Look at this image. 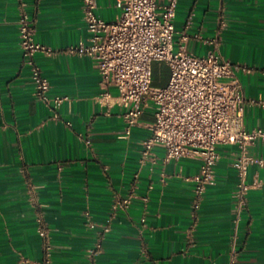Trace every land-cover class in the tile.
Wrapping results in <instances>:
<instances>
[{"label": "crops", "instance_id": "crops-1", "mask_svg": "<svg viewBox=\"0 0 264 264\" xmlns=\"http://www.w3.org/2000/svg\"><path fill=\"white\" fill-rule=\"evenodd\" d=\"M95 1L105 20L121 12L118 0ZM25 2L36 39L58 49L37 60L50 96L62 101L48 104L34 94L20 47V1L0 0V264H43L46 258L51 264H264V164L249 166L248 202L238 214L233 161L240 149L219 145L215 181L194 215L189 178L200 160L165 162L160 148L155 161L142 160L153 108L126 134L117 89L104 94L90 56L61 50L90 35L82 0ZM175 24L176 41L187 33L190 52L216 49L234 64L255 68L237 70L247 100L244 123L264 127V0H179ZM250 154L264 161V140ZM132 192L129 207L114 208L117 196ZM40 216L47 239L39 233ZM105 226L102 248L93 253Z\"/></svg>", "mask_w": 264, "mask_h": 264}, {"label": "built area", "instance_id": "built-area-1", "mask_svg": "<svg viewBox=\"0 0 264 264\" xmlns=\"http://www.w3.org/2000/svg\"><path fill=\"white\" fill-rule=\"evenodd\" d=\"M20 1V47L24 62L30 66L34 94L46 103H59L60 96H50V83L37 60L38 54L52 57L58 49L36 39L34 21L26 11L25 0ZM83 17L90 33L61 50L90 56L101 76L104 94L115 87L124 107L125 132L141 125V117L148 107L154 110L155 121L149 125L151 135L142 141V160L155 161V149H162V160L167 162L182 157L200 160L199 172L189 178L193 182V214L200 210L209 185L215 181V167L220 159L221 144H235L240 152L233 161L238 182L234 191L237 212L247 206L250 184L249 166L264 164L263 159L250 154V147L264 140V127L247 129L244 123V105L247 102L237 70L250 72L254 67L234 64L222 57L216 49L205 55L188 50V34L182 33L176 41L177 8L179 0H118L120 14L108 21L96 13L95 0H82ZM195 38H203L200 33ZM206 42L218 44L216 38ZM165 63L170 75L167 84L154 85L153 67ZM251 101H256L252 99ZM262 102V101H260ZM117 196L114 208L129 207L134 198ZM140 198L147 202L148 195ZM39 233L47 239L48 230L39 217ZM108 226L97 236L95 249L102 248ZM46 249L50 248L48 241ZM237 249L232 251L236 261ZM43 264H51L46 258Z\"/></svg>", "mask_w": 264, "mask_h": 264}, {"label": "trees", "instance_id": "trees-1", "mask_svg": "<svg viewBox=\"0 0 264 264\" xmlns=\"http://www.w3.org/2000/svg\"><path fill=\"white\" fill-rule=\"evenodd\" d=\"M170 75L168 66L165 63H155L153 67V83L154 85H165L167 77Z\"/></svg>", "mask_w": 264, "mask_h": 264}]
</instances>
